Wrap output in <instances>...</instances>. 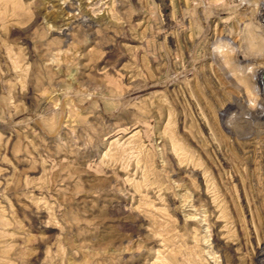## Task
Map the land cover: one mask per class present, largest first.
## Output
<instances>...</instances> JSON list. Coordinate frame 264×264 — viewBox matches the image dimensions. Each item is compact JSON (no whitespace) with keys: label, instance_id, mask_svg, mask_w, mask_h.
<instances>
[{"label":"rangeland","instance_id":"rangeland-1","mask_svg":"<svg viewBox=\"0 0 264 264\" xmlns=\"http://www.w3.org/2000/svg\"><path fill=\"white\" fill-rule=\"evenodd\" d=\"M261 67L264 0H0V264H264Z\"/></svg>","mask_w":264,"mask_h":264},{"label":"bare ground","instance_id":"bare-ground-1","mask_svg":"<svg viewBox=\"0 0 264 264\" xmlns=\"http://www.w3.org/2000/svg\"><path fill=\"white\" fill-rule=\"evenodd\" d=\"M261 15H262V14H261ZM258 73H259V74H258V76H257L256 79H257L258 81H261V76L264 74V67H261V68H260V71H259ZM260 108H261V110H264V106H261Z\"/></svg>","mask_w":264,"mask_h":264}]
</instances>
